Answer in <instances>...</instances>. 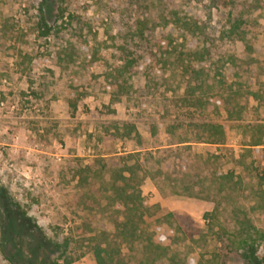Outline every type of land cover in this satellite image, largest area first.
<instances>
[{"label": "rangeland", "instance_id": "obj_1", "mask_svg": "<svg viewBox=\"0 0 264 264\" xmlns=\"http://www.w3.org/2000/svg\"><path fill=\"white\" fill-rule=\"evenodd\" d=\"M42 1L50 36L40 28ZM225 1L194 2L186 13L211 23L219 36L229 27ZM238 2L236 14L249 10L246 25L227 38L224 53L237 60L238 76L230 71L227 80L245 97L243 120L211 104L195 118L193 110H178L188 80L167 54L151 80L138 66L120 78V88L111 85L110 74L127 64L122 48L135 49L131 37L147 15L139 0H0V185L12 198L0 214V264L15 255L19 264H97L85 233L105 229L107 218L92 201L82 203L74 169H97V158H107L108 188L119 158L139 148L168 159L163 168L173 171L175 186L149 178L143 192L174 214L173 227L186 238L181 251L196 257L190 264L199 257L244 264L232 241L264 230L260 162L245 145L252 136L247 127L264 124V0ZM61 9L65 19L57 21ZM246 53L254 62L241 61ZM208 73L206 80L218 85ZM196 122L223 124L225 144L202 143ZM125 124L137 131L128 136ZM217 169L242 181L237 204L216 190ZM186 187L202 191L200 198L185 194ZM108 195L98 192L97 201L104 206ZM258 257L264 264V241Z\"/></svg>", "mask_w": 264, "mask_h": 264}, {"label": "trees", "instance_id": "obj_2", "mask_svg": "<svg viewBox=\"0 0 264 264\" xmlns=\"http://www.w3.org/2000/svg\"><path fill=\"white\" fill-rule=\"evenodd\" d=\"M198 1L202 0H139L147 9V15L145 19L139 21L131 37V40L135 41V49L128 44L122 48L126 55L123 62L127 60V64L110 74L111 85L120 88V78H124L129 70L131 72L138 66L144 67L143 73L151 80L160 70V65L167 54L178 61L181 73L188 80L184 96L177 101L180 103L177 106L178 110H193L196 113L193 115L195 118L197 114H202L206 105L211 104L218 112L227 113L229 118L243 120L241 114L245 112L240 101L245 97L240 90L234 91L227 80L230 71L238 76L234 69L237 67V60L232 56L226 59L224 48L227 38L232 39L233 36L241 35L249 10L238 11L236 14L239 0H226L225 4L229 8L227 14L229 27L221 35L216 36L211 23L186 13V6ZM247 4L242 2L240 6L252 10H257L260 6ZM44 7L45 3L42 1L39 7L40 28L44 36H50L54 27L48 23ZM64 19L65 10L61 9L57 21ZM241 61L249 64L253 59L246 53ZM209 71L214 73L212 77L218 81V85L206 80L211 76ZM124 126L128 130V136L137 131L134 124ZM192 126L201 136L199 140L202 143L218 146L225 144L226 130L223 124L196 122ZM155 129L157 130L151 126L149 131L156 133ZM247 129L252 136L245 145L249 148L251 156L253 155V160L260 162L261 169L258 170L257 177L260 184L264 185V124L250 125ZM139 149L119 158V165L111 170L108 188L104 186V174L109 169L107 158H97V169L90 165L74 169V180L77 179V189L82 203L86 204L85 200L92 201L99 208H103L104 216L107 218L105 229H90L85 233L88 236L86 241L92 248L97 264H190L196 257L181 251L186 238L175 231L174 214L166 211L159 203L152 204L143 192V186L149 178L160 177L175 186L171 180L173 171L163 168L168 159H155L152 150L143 153V148ZM163 150L168 152L170 148L157 149ZM219 171V169L213 171V175H216L214 178V182L217 183L216 190L224 193L230 202L237 204L242 181H237L230 173L217 175ZM98 192L109 193L104 206L97 201ZM201 192L195 188H185V194L191 197L200 198ZM10 200L12 198L5 195L0 185V214L9 207ZM255 234L254 236L246 233L231 243L240 253L244 264H261L258 254L264 241V230H256ZM138 246L141 250L136 253ZM37 258L33 261H37ZM199 258V264H214V260L205 261L202 257ZM8 260L11 264H19L20 256L15 255Z\"/></svg>", "mask_w": 264, "mask_h": 264}]
</instances>
